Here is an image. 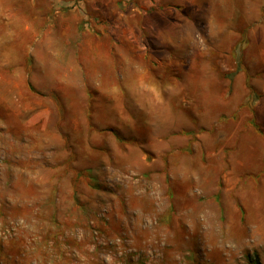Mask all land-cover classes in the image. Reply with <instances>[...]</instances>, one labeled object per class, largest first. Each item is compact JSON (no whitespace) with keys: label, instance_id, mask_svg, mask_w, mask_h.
I'll use <instances>...</instances> for the list:
<instances>
[{"label":"rangeland","instance_id":"374dc122","mask_svg":"<svg viewBox=\"0 0 264 264\" xmlns=\"http://www.w3.org/2000/svg\"><path fill=\"white\" fill-rule=\"evenodd\" d=\"M44 23L35 46L106 37L109 60L69 50L30 84ZM255 257L264 0H0V264Z\"/></svg>","mask_w":264,"mask_h":264},{"label":"crops","instance_id":"0c3cea01","mask_svg":"<svg viewBox=\"0 0 264 264\" xmlns=\"http://www.w3.org/2000/svg\"><path fill=\"white\" fill-rule=\"evenodd\" d=\"M73 24L74 23H70V25H68V23H66L65 25L66 30L71 29L73 27ZM43 25H44L43 26L44 30L40 31L39 34L35 36L34 42L31 43L28 50L23 51L22 52L23 55H20L24 63L25 61H27V63L33 62V64L28 65V67L22 64L24 69L28 70V74H30L29 75L30 84H31V81L33 80V77L36 80V77L43 76L45 86L47 87V89L48 88L51 89L52 88L51 81L53 80V77L54 78L55 76L57 77V73L54 69H58V68L61 69L62 66L63 67L68 66V59H69L68 54L70 53L69 50L72 52V57L75 56V58L78 57L79 53L81 55H86L85 54V51H86V52L93 53L94 59L96 60L105 59V58L109 60V58L106 57L104 53H109V54L111 53L110 51L113 50L112 48H113V44L115 43V41L109 38H106V37H103V38L102 37H93V38L91 37V38H86L85 40L76 38L75 40L66 41L63 36V45L68 46L70 44V47L63 48V54H60V55L56 53V50H53V47L49 44L50 38L48 39L46 36L44 37V41H43L44 43L42 44L43 46H40L41 44L38 46H35L36 41L39 40L40 37H42L41 33H43V31H45L46 28H48L49 26L50 27L52 26L51 23H44ZM40 26H41V23H39L38 27ZM48 40H49V43L47 42ZM79 44H80V47H79ZM15 58L18 59V55H15ZM96 60H94V64L96 65V69H97L100 66L97 67L98 63L96 62ZM16 65H17V62L16 63L14 62V64H12L13 67H15ZM18 66H21V64L19 63ZM59 74L61 75V73ZM46 82L49 83V85H47ZM55 101L58 102L57 104L59 106V99H55Z\"/></svg>","mask_w":264,"mask_h":264},{"label":"trees","instance_id":"16d2710c","mask_svg":"<svg viewBox=\"0 0 264 264\" xmlns=\"http://www.w3.org/2000/svg\"><path fill=\"white\" fill-rule=\"evenodd\" d=\"M255 262L257 263V264H261V262L259 261V259H258V257H255Z\"/></svg>","mask_w":264,"mask_h":264}]
</instances>
